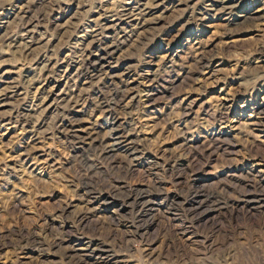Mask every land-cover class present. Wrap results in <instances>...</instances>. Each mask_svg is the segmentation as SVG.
<instances>
[{
	"label": "rangeland",
	"instance_id": "obj_1",
	"mask_svg": "<svg viewBox=\"0 0 264 264\" xmlns=\"http://www.w3.org/2000/svg\"><path fill=\"white\" fill-rule=\"evenodd\" d=\"M252 13L264 0H0V264H264ZM113 120L136 155L108 162L83 144Z\"/></svg>",
	"mask_w": 264,
	"mask_h": 264
},
{
	"label": "bare ground",
	"instance_id": "obj_2",
	"mask_svg": "<svg viewBox=\"0 0 264 264\" xmlns=\"http://www.w3.org/2000/svg\"><path fill=\"white\" fill-rule=\"evenodd\" d=\"M59 1V0H58ZM62 1V0H61ZM180 1V0H179ZM179 3V2H178ZM182 3V2H181ZM155 5V4H154ZM179 5V4H178ZM234 5V4H233ZM232 6V5H231ZM43 7V6H42ZM147 7H150V6H147ZM158 7V6H157ZM156 7V8H157ZM154 8V7H153ZM226 8V7H225ZM23 9V8H22ZM144 9V8H143ZM143 9H142V11H143ZM154 10V9H153ZM132 14V13H131ZM130 14V15H131ZM142 14V13H141ZM253 14V13H252ZM138 15V14H137ZM139 15H140V13H139ZM143 15V14H142ZM145 16V15H144ZM130 17V16H129ZM144 18V17H143ZM146 18V17H145ZM243 18L245 19V21H251L252 23L253 22H255V20L254 19H260V20H264V13L263 14H261V15H259V16H254V14L253 15H251V14H248V15H243ZM254 21H253V20ZM136 20V19H135ZM141 20V19H140ZM144 22H145V20H144ZM139 23V22H138ZM245 23V22H244ZM252 23H251V25H252ZM151 24V23H150ZM253 24H255V23H253ZM257 24V23H256ZM262 24V23H261ZM141 27V26H140ZM258 27V26H257ZM255 28V27H254ZM145 29H147V28H145ZM148 29H149V27H148ZM247 29V28H246ZM249 29V28H248ZM257 29V28H256ZM137 31V30H136ZM248 31V30H247ZM254 31V30H253ZM258 31V30H257ZM263 31V30H262ZM141 33V32H140ZM127 34V33H126ZM133 34V33H132ZM19 36V35H18ZM128 35H124V39L127 37ZM8 37V36H7ZM129 37V36H128ZM263 38V37H262ZM7 39V38H6ZM121 39V38H120ZM129 39V38H128ZM128 39H126V40H128ZM258 39V38H257ZM264 39V38H263ZM5 40V39H4ZM13 40H14V38H13ZM120 41V40H119ZM262 41V40H261ZM16 42V41H15ZM123 42V41H122ZM126 42V41H125ZM3 43V42H2ZM7 43H9V42H7ZM116 43H117V41H116ZM20 44V43H19ZM115 43H113V45H114ZM21 45V44H20ZM121 46H122V43L120 44ZM257 45V44H256ZM23 47V46H22ZM120 47V46H119ZM118 46H117V48H119ZM258 47V46H257ZM28 48V47H27ZM104 48H106V47H104ZM108 48V47H107ZM116 48V49H117ZM259 48V47H258ZM263 49H264V46L262 47ZM256 49V48H255ZM25 50V49H24ZM92 51V50H91ZM256 51V50H255ZM110 52V50H104L103 51V53H102V57L101 58H93V59H95V60H92L91 59V56H90V58H89V60H88V62L87 63H85V67L86 68H92L93 70L92 71H94L95 73L96 72H98V70H102V71H105V65H104V63H103V61L107 58V54ZM100 53V54H101ZM109 56V55H108ZM87 57V56H86ZM106 57V58H105ZM88 59V58H87ZM83 62V61H82ZM85 62V61H84ZM109 63V62H108ZM83 64V63H82ZM83 67H84V65H83ZM84 69V68H83ZM80 70H82V69H80ZM88 71V70H87ZM101 71V72H102ZM82 72V71H81ZM263 72V71H262ZM100 73V72H99ZM101 74V73H100ZM86 76V75H85ZM106 76H107V74H106ZM264 76V75H263ZM104 77V76H103ZM109 78V77H108ZM253 79V78H252ZM255 79V78H254ZM258 79V78H257ZM248 80V79H247ZM256 80V79H255ZM259 81H261V80H259ZM249 82V81H248ZM123 92V91H122ZM124 93V92H123ZM127 93V92H126ZM118 94V93H117ZM120 96V95H119ZM119 96H115L114 98H113V100H112V103H113V105H119L120 103H122V101L124 100L123 98L125 97L124 95V97L123 98H121V97H119ZM122 96V95H121ZM126 98V97H125ZM72 103V102H71ZM74 103V102H73ZM1 105V104H0ZM73 105V104H72ZM112 105V106H113ZM73 106H75V105H73ZM67 107V106H66ZM68 108V107H67ZM110 108V107H109ZM73 109V108H72ZM112 109H113V107H112ZM73 111V110H72ZM107 112V111H106ZM117 112V111H116ZM110 113V112H109ZM114 118V117H113ZM115 119V118H114ZM111 126L114 128V129H112V133L111 134H109V136L108 137H101L100 135H96L95 136V138H91L89 141L88 140H86L87 141V143L86 144H83V145H85L87 148H88V152L90 153L91 151H93V153L95 154V155H98V157L99 158H102V159H104V160H107L108 162L110 161V160H113L115 157H116V155L119 153V152H121L122 150H125V151H130V156H134V155H136V150L135 149H132V147L131 148H128V141H130L128 138H125L124 136H123V134H119V132H118V126H117V123H116V120H113V122H112V124H111ZM116 128V129H115ZM69 131V130H68ZM84 131V130H83ZM82 131V132H83ZM85 132V131H84ZM72 133H73V135L75 136V138H76V140H79V141H81V140H83L84 139V136H82V135H80L79 133H78V131L76 130V129H74L73 131H72ZM108 133V132H107ZM66 135V134H65ZM90 136V135H89ZM88 137V136H87ZM74 141V140H73ZM84 142V141H83ZM90 154H92V152L90 153ZM112 162V161H111ZM110 162V163H111ZM149 203V202H148ZM84 263V262H83Z\"/></svg>",
	"mask_w": 264,
	"mask_h": 264
}]
</instances>
